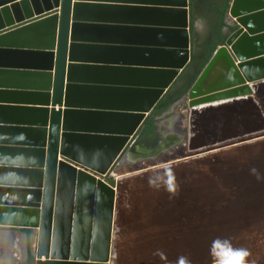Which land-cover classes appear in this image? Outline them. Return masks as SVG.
Returning <instances> with one entry per match:
<instances>
[{
  "label": "water",
  "instance_id": "water-1",
  "mask_svg": "<svg viewBox=\"0 0 264 264\" xmlns=\"http://www.w3.org/2000/svg\"><path fill=\"white\" fill-rule=\"evenodd\" d=\"M191 8L0 0V227L32 231L31 264H114L115 167L137 156L144 122L190 70ZM225 23L182 97L190 109L251 96L264 81V0H230Z\"/></svg>",
  "mask_w": 264,
  "mask_h": 264
},
{
  "label": "rangeland",
  "instance_id": "rangeland-1",
  "mask_svg": "<svg viewBox=\"0 0 264 264\" xmlns=\"http://www.w3.org/2000/svg\"><path fill=\"white\" fill-rule=\"evenodd\" d=\"M200 19L203 33L209 20ZM253 89L194 109L188 97L176 102L156 123L163 137L162 123L182 116L183 142L116 165V173L133 177L117 193L114 264H264V81ZM144 146L135 141L131 152ZM204 181L213 183L215 198ZM0 233L13 234L16 245L11 260L0 249V264H29L31 234L8 227Z\"/></svg>",
  "mask_w": 264,
  "mask_h": 264
},
{
  "label": "trees",
  "instance_id": "trees-1",
  "mask_svg": "<svg viewBox=\"0 0 264 264\" xmlns=\"http://www.w3.org/2000/svg\"><path fill=\"white\" fill-rule=\"evenodd\" d=\"M229 7H230V0H222L220 1L219 7H216L214 3V5H212L210 8L211 9L210 11L213 13V16L210 19L211 24L213 25L214 29L216 27V30L220 37L222 36V30L226 25L225 16H226V13ZM191 13H192L191 25H193L195 18H194L192 11ZM221 44H223V41H219L216 44L215 43L209 44L208 46L205 45L203 51L198 55V57L197 55H195V58L193 59V62L190 65V67H192V69L195 70V75L192 78V83L198 77V75L201 73L204 67L207 65V63L213 56L214 52L216 51V49ZM190 86L191 84L184 86L182 89L179 88L180 89L179 92H181V94H186ZM177 96L178 94L177 93L174 94L172 91V92L167 93L164 97H162V99L158 102V104L154 108L151 115L144 122V125L141 129V132L139 133L137 137L136 142H143L145 146H148V147H152L159 142L158 141V137H159L158 129L156 125V116L161 115L165 110H167L168 107H170L173 103H175ZM131 177L133 176L131 175V176H128L127 178L123 177L122 179H120L119 185H118V192H117L118 195L121 192V188L123 187L124 182L127 179H130ZM197 182L199 183V180ZM204 183H205L204 184L205 188L207 187L208 189L207 191H205V194L209 193L210 196H213V198H215V190L214 189L210 190L213 187V183H210L209 181H204Z\"/></svg>",
  "mask_w": 264,
  "mask_h": 264
},
{
  "label": "flooded vegetation",
  "instance_id": "flooded-vegetation-1",
  "mask_svg": "<svg viewBox=\"0 0 264 264\" xmlns=\"http://www.w3.org/2000/svg\"><path fill=\"white\" fill-rule=\"evenodd\" d=\"M220 1H222V0H215L214 1L216 7H219L220 6ZM212 16H213V14L207 16V18H208L209 21H207V25H206L207 27H206V29H205V31L203 33L198 29V25L196 23H194L193 25H191L192 26V28H191L192 29V34H193V45H194L195 55H197V57L203 51L205 45L208 46L209 44H213V43L216 44L219 41H223V43H224V41H225V38H226L225 35L226 34L223 33V30H222V36L220 37L218 35V32L216 30V27H215V29L213 28V25L211 24V21H210V19H211ZM225 21H226V16H225ZM191 79H192L191 74L189 72H187L186 75H185V77L182 79V81H180V83L177 86H175V88L173 89V93L174 94L175 93L178 94L175 103L178 102V101H180V102L183 101V98L182 97H183L184 94H181V92H179L180 91L179 88L182 89L184 86L187 85V83L189 81H191ZM175 103H173L170 107H168L167 110H165L161 115L156 116V122L159 121L162 117L166 116L170 112L171 108L174 106ZM156 125H157V123H156ZM162 126H163V124H162ZM157 129H158V135H160L159 126L158 125H157ZM163 138H164V141H165V144H166L167 141H166L165 136H163V137L160 136L158 138V141L159 142L156 145H154L152 147H149V148L144 146V151H146L145 153H142L140 151H136L138 154H137V156H134L133 157V160L132 161L134 162L136 160L143 159V156H144V158H147V157L150 158V154L148 156V153L151 152V151H154L160 145H162L164 143ZM182 142L183 141H181V142L179 141L177 143L174 142L173 144L168 145L167 148L163 149V152L166 151V149L169 150L171 147H174V146H177V145L181 144ZM145 148H147V149H145ZM114 224H115V222H114ZM8 228H13V227H8ZM15 229H18V228H15ZM24 231L26 233L32 234V231L31 230L24 229ZM1 234H3V233H1ZM31 262H32V259L30 260V263L29 264H31Z\"/></svg>",
  "mask_w": 264,
  "mask_h": 264
},
{
  "label": "bare ground",
  "instance_id": "bare-ground-1",
  "mask_svg": "<svg viewBox=\"0 0 264 264\" xmlns=\"http://www.w3.org/2000/svg\"><path fill=\"white\" fill-rule=\"evenodd\" d=\"M244 47L247 48V44H245ZM246 51H248V49L242 50V48H241V52H244V54H245ZM181 121H182V116H178L177 115L175 117L174 121H172L170 123L169 122H163L162 123L163 127L166 129L165 138H166V141H167L166 144L164 143V145L162 147V150L167 148L168 145L173 144L174 142L177 143V142H179L180 140H182L185 137V132L180 127ZM126 156L129 157L130 155H126ZM128 157H124L125 159L124 158L123 159L125 161H127V160H129ZM0 236H1L0 240L1 241H5V247L2 248L3 246H1V248H0L1 252L3 251V256H6L5 258H7V260H11V256L13 255L12 252H13V250L16 247V245H15V243L13 241L14 235L13 234H8L6 236H4V235L3 236L0 235Z\"/></svg>",
  "mask_w": 264,
  "mask_h": 264
},
{
  "label": "crops",
  "instance_id": "crops-1",
  "mask_svg": "<svg viewBox=\"0 0 264 264\" xmlns=\"http://www.w3.org/2000/svg\"><path fill=\"white\" fill-rule=\"evenodd\" d=\"M214 1L215 0H191V4H192V9L191 11L193 12L195 21L194 23H196L197 25L200 22V18L201 16H208V15H212L213 13L210 11L211 6L214 5ZM189 73L191 74L192 78L195 75V70L192 69V67H190ZM192 84V79L191 81H189L187 83V85ZM165 136V133H164ZM144 150V149H142ZM140 151V150H139ZM134 156H131V158H133ZM120 175V174H118ZM124 177V176H123ZM120 181V180H119ZM119 181L117 183V192H118V185H119Z\"/></svg>",
  "mask_w": 264,
  "mask_h": 264
},
{
  "label": "snow or ice",
  "instance_id": "snow-or-ice-1",
  "mask_svg": "<svg viewBox=\"0 0 264 264\" xmlns=\"http://www.w3.org/2000/svg\"><path fill=\"white\" fill-rule=\"evenodd\" d=\"M239 255H240V256H243V255H245V253H239Z\"/></svg>",
  "mask_w": 264,
  "mask_h": 264
}]
</instances>
